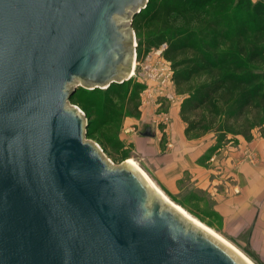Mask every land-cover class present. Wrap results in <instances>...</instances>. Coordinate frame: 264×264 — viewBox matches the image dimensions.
I'll use <instances>...</instances> for the list:
<instances>
[{
	"label": "water",
	"instance_id": "obj_1",
	"mask_svg": "<svg viewBox=\"0 0 264 264\" xmlns=\"http://www.w3.org/2000/svg\"><path fill=\"white\" fill-rule=\"evenodd\" d=\"M148 2L0 0V264H248L138 172L110 169L67 107L76 78H130L125 41Z\"/></svg>",
	"mask_w": 264,
	"mask_h": 264
},
{
	"label": "rangeland",
	"instance_id": "obj_2",
	"mask_svg": "<svg viewBox=\"0 0 264 264\" xmlns=\"http://www.w3.org/2000/svg\"><path fill=\"white\" fill-rule=\"evenodd\" d=\"M226 1L225 4H228ZM261 1L251 0L252 6L241 7L237 10L225 7L224 2H218L214 6L207 5L202 17H205L208 22L215 14L217 15V13L224 10V14L230 13V26L232 29L234 25L236 27L246 18L248 24L245 29V36L251 38L252 34L256 33V28L264 24V16H255L252 8ZM115 20L121 26L122 32L128 30V37H130L131 28L126 26V23L129 22L127 16L116 15ZM205 20L197 19L196 24L204 27L206 24H202V22ZM160 28L161 26L158 22L155 24L147 23L142 26L140 24L134 26L132 23L137 46L134 47L132 39L128 38L125 41V48L132 55V66L133 64L136 65V62H134L135 56H133L135 50L137 60L136 75L125 80L122 87H118L117 94H105L106 87L91 89L81 78H76L68 85V89H71L76 84H81L82 86L74 94L73 101L67 103V107L76 106L79 108L84 114V123H86L88 119L86 112L79 104V96L84 97L85 94H90L91 92H94L97 96H100L99 94L101 96H109L112 103L109 107V113L106 115L107 121L91 131L93 133L87 134V131H85L84 141L96 148V151L110 169L129 168L127 166L128 159L137 161L152 181L175 204L183 207L192 217L222 235L254 263L264 264V225L254 222V226L250 225L238 230L237 227L241 226L239 223L240 219L233 217V215L229 216L230 206H232L229 198L225 200L222 206L217 203L216 197L220 194L222 185L219 182L216 184L213 182L214 179L222 181L221 178L223 176L219 178L220 175L214 171L212 173L213 179L210 180L213 184L204 189L201 185H198L197 181L191 179L192 173L190 169H184L180 172L177 162L172 161L177 156L174 153L177 146L176 134L181 127H184L185 130L187 126L181 118L180 112V119L175 122L172 111L174 106L181 110L184 99L188 96L190 88L196 83L197 79L182 84V86H177L174 81L175 69L173 62L165 56V50L168 47L167 43H163L160 46L145 44L147 39ZM140 42L143 43L138 45ZM183 55L178 58H183ZM146 64H149L150 67H148V70L143 71ZM164 65L165 69H169L172 72L170 85L167 82L161 84L158 80L157 69L163 68ZM159 84L161 86H158ZM138 86H140V89H137ZM95 110H98V108H95ZM207 116L205 111H200L197 114V119L200 118L201 124L207 126L212 122ZM92 119L94 120L96 117L92 116ZM220 122V119H218L216 124L218 125ZM147 129L151 131L153 136H144L142 134ZM256 133L264 136V126L253 129L251 141ZM235 136H241L247 140L244 136L234 133L218 132L214 129L210 131L199 129L192 132L189 136L185 135L186 139L184 140L186 141L179 144L184 146V144H192L194 142L200 147L212 144L199 159V162L213 170L217 169V167L219 169V166L223 170L225 168L220 163L221 159L224 160V158L219 157V148L230 140H234ZM165 150L170 151L171 157L169 156L166 160L168 163L163 165L160 157L166 152ZM259 160L261 158L257 151L244 149L237 165L243 162L256 165L260 162Z\"/></svg>",
	"mask_w": 264,
	"mask_h": 264
},
{
	"label": "trees",
	"instance_id": "obj_3",
	"mask_svg": "<svg viewBox=\"0 0 264 264\" xmlns=\"http://www.w3.org/2000/svg\"><path fill=\"white\" fill-rule=\"evenodd\" d=\"M225 1L149 0L134 17L133 25L160 23L161 28L145 44L160 46L167 43L165 56L173 62L177 86L197 79L180 110L181 118L187 124L186 136L199 129H214L242 135L251 141L253 129L264 126V24L258 29L255 26L256 33L248 38L245 36L246 18L232 29L230 13L224 14V10L208 22L202 17L207 5L225 4ZM226 2L225 7L233 10L252 6L251 0ZM263 3L264 0L252 7L255 16H264ZM196 18L205 20L202 24L206 25H197ZM182 54L183 58H178ZM123 83L111 84L105 94H117ZM99 95L91 92L84 97L79 96L78 102L88 119L87 134L107 121L112 101L109 96ZM74 97L73 94L69 101ZM200 111L207 113L211 124H201L200 118L197 119ZM92 116L96 119L93 120ZM218 119L221 122L217 125Z\"/></svg>",
	"mask_w": 264,
	"mask_h": 264
},
{
	"label": "crops",
	"instance_id": "obj_4",
	"mask_svg": "<svg viewBox=\"0 0 264 264\" xmlns=\"http://www.w3.org/2000/svg\"><path fill=\"white\" fill-rule=\"evenodd\" d=\"M179 112L180 108L174 106L172 114L175 122L180 119ZM184 132V127H181L176 134L177 146L174 153L177 156L172 161L177 162L179 165L178 170L182 172L184 169H190L192 173L191 179L197 181L198 185H201L204 189L213 183H221L220 194L216 197L217 203L222 206L225 200L229 198L232 204L229 216L233 215V217L240 219L239 223L241 226L237 227L238 230L250 225L254 226V222L264 225V136L256 133L252 141H247L241 136H235L234 140H230L219 148V157L224 158V160L221 159L220 164L225 169L222 170L219 166V169L217 167V169L213 170L199 162V159L212 144L200 147L193 142L192 144L181 146V142L186 141L184 140L186 139ZM244 149L257 151L261 158L260 162L256 165H252L249 162L237 165ZM169 156L171 157L169 150L162 154L160 159L163 165L168 163L166 160ZM214 171L220 175L219 178L223 176L221 178L222 181L214 179L213 183L210 182L213 179L212 173ZM222 172L223 174H221Z\"/></svg>",
	"mask_w": 264,
	"mask_h": 264
},
{
	"label": "bare ground",
	"instance_id": "obj_5",
	"mask_svg": "<svg viewBox=\"0 0 264 264\" xmlns=\"http://www.w3.org/2000/svg\"><path fill=\"white\" fill-rule=\"evenodd\" d=\"M136 71V65L133 69V74ZM131 74V72H130ZM127 166L132 168L136 172H138L145 184L152 190L154 194L160 197L165 203H167L170 207L177 210L186 220L192 222L195 225H200L201 229L213 236L218 242H220L225 247L229 248V251L235 256V258L239 261H246L248 264H256L254 263L248 256L242 253L236 246H234L230 241L224 238L222 235L214 231L212 228L206 226L203 222L198 219L192 217L189 212H187L183 207L175 204L160 188L157 184H155L152 179L147 175V173L140 167L137 161L134 159H128Z\"/></svg>",
	"mask_w": 264,
	"mask_h": 264
},
{
	"label": "built area",
	"instance_id": "obj_6",
	"mask_svg": "<svg viewBox=\"0 0 264 264\" xmlns=\"http://www.w3.org/2000/svg\"><path fill=\"white\" fill-rule=\"evenodd\" d=\"M134 46H137V43H136L135 40H134ZM134 62H136V67H137L136 53H135V61ZM134 66L135 65H133V69H134ZM148 67H150V65L149 64H146L144 66V68H143V71H146V69L148 70ZM165 68L166 67L164 65L163 68H158L157 69V71H158V80L161 82V84H164V83L167 82L170 85L171 82H172V72H170L169 69H165ZM135 75H136V71L133 74V70H132L131 75H130V78L133 77V76H135ZM161 84H159L158 86H161Z\"/></svg>",
	"mask_w": 264,
	"mask_h": 264
}]
</instances>
